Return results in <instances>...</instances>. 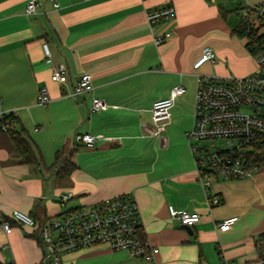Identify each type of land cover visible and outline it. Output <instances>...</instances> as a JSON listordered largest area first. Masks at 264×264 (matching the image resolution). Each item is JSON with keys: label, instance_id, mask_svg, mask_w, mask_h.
Here are the masks:
<instances>
[{"label": "crops", "instance_id": "1", "mask_svg": "<svg viewBox=\"0 0 264 264\" xmlns=\"http://www.w3.org/2000/svg\"><path fill=\"white\" fill-rule=\"evenodd\" d=\"M27 2L0 0V113L16 114L42 163L25 162L0 127V214L13 226L7 234L0 225V264H46L34 230L11 219L15 210L44 219L123 195L135 198L145 237L159 248L153 261L99 244L66 254L62 264H262L264 166L242 180L217 177L211 189L221 204L210 206L186 137L198 76L245 77L257 70L229 2L39 0L33 15ZM171 5L174 19L148 22L149 12ZM167 32L171 37L157 45L155 38ZM207 46L216 59L195 69ZM56 65L68 70L65 85L51 79ZM84 74L93 90L69 96ZM178 85L186 92L176 99L169 126L154 136V102ZM43 87L47 105L38 102ZM94 97L110 107L93 112ZM84 134L106 139L90 148L78 140ZM72 149L77 169L57 179L56 155ZM68 192L74 196L64 202ZM169 206L201 215L193 235L171 219ZM230 217L238 221L219 230Z\"/></svg>", "mask_w": 264, "mask_h": 264}, {"label": "built area", "instance_id": "2", "mask_svg": "<svg viewBox=\"0 0 264 264\" xmlns=\"http://www.w3.org/2000/svg\"><path fill=\"white\" fill-rule=\"evenodd\" d=\"M56 5H58L56 3ZM39 0H28L26 12L37 13ZM176 10L171 5L149 12L150 24L174 19ZM246 19V18H245ZM246 39L256 59L259 73L245 77L198 76L195 95L194 124L186 133L188 144L194 156L197 178L211 202L210 206L221 204L218 195L213 194L212 185L217 177L226 180H242L251 177L259 169L255 161L264 153V3L249 6L246 19ZM171 33L160 34L155 38L157 45L167 41ZM43 48L50 56L49 45ZM216 52L203 49L202 56L194 64L198 69L205 62H213ZM51 79L60 85L69 80L68 70L64 65L53 67ZM93 90L92 77L84 74L67 94L78 98ZM183 85L174 87L168 98L157 100L152 108L153 135L160 137L171 123V110L178 97L184 95ZM51 101L46 87L41 89L38 102L47 105ZM1 102V96H0ZM110 107L104 98L94 97L92 111L100 112ZM0 113V122L11 114ZM1 129L7 126L1 122ZM106 139L101 135L84 134L78 140L86 147ZM73 192L63 194L62 200L68 202ZM171 219L182 226L194 227L201 220L196 212L178 210L169 206ZM11 219L17 224L39 230L46 264H62L66 254L99 244L113 250L127 251L131 257L153 261L159 248L152 246L145 237L139 206L133 196H118L96 202L92 205H79L65 210L61 214L38 224L35 219L20 210H15ZM238 217H230L219 225V230L228 231ZM0 225L10 234L13 226L0 214ZM259 241L258 247H261ZM264 264V256L261 257ZM224 264H233L224 261Z\"/></svg>", "mask_w": 264, "mask_h": 264}, {"label": "trees", "instance_id": "3", "mask_svg": "<svg viewBox=\"0 0 264 264\" xmlns=\"http://www.w3.org/2000/svg\"><path fill=\"white\" fill-rule=\"evenodd\" d=\"M236 33L242 37H246L247 24L246 23L243 24L241 22V24L238 26V29L236 30ZM247 47L249 51L253 54L254 50L250 49L248 43H247ZM1 122H3L7 126L6 132L9 134V136L13 140L17 150L19 151V153L21 154L25 162L29 164L32 163L36 166H41L42 161L37 156L33 148L32 142L30 140L29 134L27 133L26 129L20 125L19 119L16 117V114L11 113L7 115L4 118V121H1ZM77 144H79V142H77ZM75 152H76V149L69 150L67 153H65L64 151L57 153L56 162L53 166V169H55L54 173L57 179H68L73 175V173L77 169V165L73 161V155L75 154ZM255 161L258 163L259 168L263 167L264 166V153L263 155H260L258 158H256ZM33 218L40 225L46 220L51 219L53 217H48L44 219L43 218L38 219L35 217ZM34 234L39 240L40 245L42 246L39 230L38 229L34 230ZM262 236H263V239L260 241L262 244H261V247H258V248L262 252V256H264V234Z\"/></svg>", "mask_w": 264, "mask_h": 264}, {"label": "rangeland", "instance_id": "4", "mask_svg": "<svg viewBox=\"0 0 264 264\" xmlns=\"http://www.w3.org/2000/svg\"><path fill=\"white\" fill-rule=\"evenodd\" d=\"M226 1L229 2L230 8H232V11H233L232 12V14H233L232 22L233 21H234V23L237 22L238 26L241 24V22L243 24L246 23V19L249 16V6H254V5H259L261 3H264V0H226ZM235 25H234V28H236ZM238 36L241 39H243L245 42L247 41L246 37H242L240 35H238ZM254 60H255V63H256L255 57H254ZM256 66H257V70L255 71V73H259V69H258L257 63H256ZM255 73H253V74H255ZM253 74H250V75H253Z\"/></svg>", "mask_w": 264, "mask_h": 264}, {"label": "water", "instance_id": "5", "mask_svg": "<svg viewBox=\"0 0 264 264\" xmlns=\"http://www.w3.org/2000/svg\"><path fill=\"white\" fill-rule=\"evenodd\" d=\"M183 228H185L190 235H193V227L183 225Z\"/></svg>", "mask_w": 264, "mask_h": 264}]
</instances>
